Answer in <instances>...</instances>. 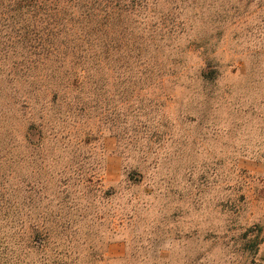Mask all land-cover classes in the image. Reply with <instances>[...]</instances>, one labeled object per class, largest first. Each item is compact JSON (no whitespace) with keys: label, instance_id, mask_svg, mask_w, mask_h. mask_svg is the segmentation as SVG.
Returning a JSON list of instances; mask_svg holds the SVG:
<instances>
[{"label":"rangeland","instance_id":"1","mask_svg":"<svg viewBox=\"0 0 264 264\" xmlns=\"http://www.w3.org/2000/svg\"><path fill=\"white\" fill-rule=\"evenodd\" d=\"M66 1L55 41L85 36ZM135 4L127 59L80 93L46 70L0 76V173L20 205L3 223L39 237L28 264H264V0Z\"/></svg>","mask_w":264,"mask_h":264},{"label":"trees","instance_id":"2","mask_svg":"<svg viewBox=\"0 0 264 264\" xmlns=\"http://www.w3.org/2000/svg\"><path fill=\"white\" fill-rule=\"evenodd\" d=\"M59 1L0 0V76L8 85L15 80L24 84L32 72L40 69L46 70L43 78L49 80L61 82L68 77L66 88H70L68 82L72 79V91L80 93L83 80L92 76L90 71L98 73L102 61L112 60L110 64L114 65L126 57L117 56V44H122L127 31L124 19L136 11L135 0H105L104 4L99 0H67L74 7L80 4L81 32L85 34L69 42L53 40L55 34L71 30L54 24L53 13L59 10ZM5 179L0 173V264H28L27 254L22 251L34 249L39 237L28 236L25 240L15 226L3 223L20 213V205Z\"/></svg>","mask_w":264,"mask_h":264}]
</instances>
